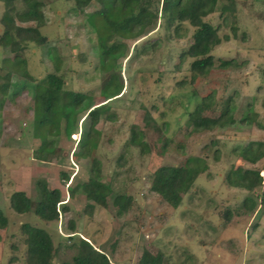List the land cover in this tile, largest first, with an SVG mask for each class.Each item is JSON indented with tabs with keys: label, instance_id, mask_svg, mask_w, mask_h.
<instances>
[{
	"label": "rangeland",
	"instance_id": "1",
	"mask_svg": "<svg viewBox=\"0 0 264 264\" xmlns=\"http://www.w3.org/2000/svg\"><path fill=\"white\" fill-rule=\"evenodd\" d=\"M42 2L44 20L39 29L47 42L21 45L20 54L26 59L31 81L53 72L52 62L44 56L46 48L52 47L60 58L57 74L65 81L63 90L55 92L57 101L69 102L70 90L87 93L94 104L107 99L109 110L105 115L112 119L100 117L96 126L100 140L88 158L75 155L81 139L79 129L85 122L83 112L79 114L82 117L78 132L67 136L62 128L57 135L47 133L46 142L53 143V150L46 160L36 159L42 143L35 131L31 92L28 88L17 92L18 80L23 78L13 74L8 94L2 93L9 69L14 68V55L0 46V208L12 223L8 229L0 228V264H28L25 235L19 227L22 222L51 233L59 247L52 264H60L75 252L66 249L72 243L66 237L71 231L69 221H73L74 239H89L106 253L111 264H137L145 249L154 254L162 252L172 264H264V207L259 205L245 212L240 201L250 193L227 185L224 179L231 167L240 165L258 168L264 183V159L251 165L237 158L234 151L238 144L264 139V132L238 123L215 127L216 111L204 112L201 125H197L208 129L192 131L186 126L187 112L195 111L197 97L213 92L217 97L235 94L237 119L248 103L252 104L256 120L264 124V0H235L236 36L231 33V21L225 24L223 17L215 13L213 24H221L219 35L229 38L223 39L212 53L215 58H235L240 65L221 71L215 68L216 62L208 76L194 84L188 82L191 58H185L179 70L175 68L180 52L191 41L193 28L187 23H182L178 36L159 25L142 38L128 41L129 45L136 43V47L118 60L122 68L115 69L117 77H112V69L101 70L95 33L89 31L82 14L70 11L74 2ZM97 6L92 1L87 11ZM24 9L23 0H17L9 12L0 1V36L3 14L7 11L15 15ZM17 22L24 26L35 24ZM193 95H197L196 99ZM146 116L151 119L148 123ZM199 117L191 116L193 120ZM132 127L144 132L141 140L147 147L143 152L128 143ZM190 156L203 158L207 169L196 177L174 209L151 191L153 173L163 165L183 164ZM120 157L123 165H117ZM92 158L101 167L93 175L108 183L112 193L106 197V206L94 205L91 210L85 209L87 204H93L85 193L81 189L72 193L68 186L88 179ZM61 171L70 175L69 181L62 179ZM39 180L61 190L68 211L61 212L58 220L46 222L33 210L18 214L10 208V194L15 190L37 200ZM263 189L256 187L255 195ZM118 193L133 198L127 211L119 212L113 204ZM226 208L233 213L225 226L219 212Z\"/></svg>",
	"mask_w": 264,
	"mask_h": 264
},
{
	"label": "trees",
	"instance_id": "2",
	"mask_svg": "<svg viewBox=\"0 0 264 264\" xmlns=\"http://www.w3.org/2000/svg\"><path fill=\"white\" fill-rule=\"evenodd\" d=\"M0 1L9 12L17 0ZM65 1L74 2L70 11L75 14H82L89 31L95 33L101 70L112 69L113 73L110 74L112 77L116 76L115 69L121 70L122 68V63L118 60L126 58L130 49L136 47V43L129 45L127 42L142 38L158 28L159 25H162L168 31H172L171 33L174 36L180 35L178 31L182 23H187L193 28L191 41L188 47L180 52L179 62L175 65V68L179 70L185 58L192 59L188 68L191 73L188 82L191 84L208 76L216 62L215 68L221 71L240 65L235 58H215L212 53L213 49L223 39L227 40L229 38L228 35L223 37L219 35L221 24H213L215 13H218L219 17H223L225 24L227 21H231L229 23L231 33L236 36L238 26L235 24L233 7L235 0ZM92 1L97 2L98 6L91 11H87ZM23 2L25 3V9L21 13L11 15L6 11L1 18L4 29L0 36V46L14 55L11 63L14 68L9 69L6 76L8 81L2 84L1 91L4 95L8 94L11 86L10 75L19 74L23 80H18L20 82L18 85H21V87L16 86V91L18 92L21 88H28L31 92L35 131L42 143L35 156L39 160H46L47 154L53 150V143L46 142L47 133L57 135L63 128L62 131L67 136L72 133L75 134L78 132L77 126L82 117V115L79 117V114L86 112L83 119L85 122L81 124V129H79L81 139L75 155L88 158L96 150L100 140V130L96 126L100 117L109 110L107 99L104 103L94 104L88 99L87 93L70 90V101L60 104L55 98V92L63 90L65 81L62 76L57 74L60 70V58L52 47L46 48L44 56L52 62L53 72L47 73L39 80L31 81L32 79L26 68V59L22 58L20 54L22 51L21 45L23 42H34L37 45H44L47 42V38L41 34L39 29L44 20L42 11L44 3L42 0H23ZM17 21L22 23L35 22V24L34 26H24ZM153 44L154 42L151 43L154 47ZM213 93L199 97L193 95V98L196 99L197 97L198 99L195 104L196 109L193 113L190 110L187 112L189 118L186 121V126L191 127L192 131H198L201 128L208 129L209 127H198L197 125H201L204 112L216 111L217 115L213 120L215 127L223 128L238 123L241 126H255L264 132V124L256 120L257 113L253 111L252 104L248 103L246 109L241 112L240 117L237 119L235 118L236 108L233 100L235 94L217 97V94ZM194 115H199L201 118L193 120L191 116ZM105 118L112 119L109 114L105 115ZM149 121L151 119L146 116L145 122L148 123ZM142 133L144 132L138 130L137 127H132L128 143L139 146L143 152L147 144L141 140ZM234 151L237 152V158L245 163L256 165L264 159V139H252L245 144H238ZM123 164L124 160L120 157L117 165ZM100 168L99 161L92 158L88 179L74 187L68 186V190L72 193L76 189H81L87 200L93 203L87 204L85 209L90 208L92 210L94 205L106 206V197L112 193L111 186L96 178L92 173L99 172ZM206 169L205 160L198 156H190L185 163L177 166L163 165L153 173L150 189L158 194L165 203L176 209L196 177L205 172ZM240 170H242L241 174L238 172ZM60 176L65 182L70 179V175L64 171L60 172ZM224 179L227 185L244 189L250 193L240 201L245 212L254 211L259 205L264 207V189L258 192L257 195L254 192L256 187H261V189L264 187L263 178L258 168H245L240 165L235 168L233 166L228 170ZM36 187L38 196L35 201L22 190H15L10 194V208L18 214H25L33 210L35 215L46 222L58 220L61 212L68 211V206L62 202L59 188H49L44 180H39ZM132 199L130 195L118 193L113 198V204L119 212L127 211ZM232 213L233 211L230 208L219 212L221 219H224L222 223L225 226L230 221ZM69 223L71 231L66 237L72 243L67 244L66 249H74L75 252L68 259L61 261L60 264H111L106 253L97 249L89 239L80 237L75 240L74 236L76 234L73 230V221H69ZM11 225L12 223L9 222L0 208V228L8 229ZM19 227L25 235L23 242L26 245L27 263L52 264L53 258H56L59 254V247L55 246L51 233L43 227L27 222H22ZM137 264L172 263L165 258L162 252L158 251L154 254L145 249Z\"/></svg>",
	"mask_w": 264,
	"mask_h": 264
},
{
	"label": "clouds",
	"instance_id": "3",
	"mask_svg": "<svg viewBox=\"0 0 264 264\" xmlns=\"http://www.w3.org/2000/svg\"><path fill=\"white\" fill-rule=\"evenodd\" d=\"M74 135V134H73Z\"/></svg>",
	"mask_w": 264,
	"mask_h": 264
}]
</instances>
